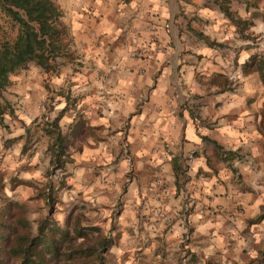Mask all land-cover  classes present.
<instances>
[{
  "label": "crops",
  "instance_id": "0c3cea01",
  "mask_svg": "<svg viewBox=\"0 0 264 264\" xmlns=\"http://www.w3.org/2000/svg\"><path fill=\"white\" fill-rule=\"evenodd\" d=\"M52 1L54 70L29 65L0 93V212L21 204L32 229L38 177L60 227L108 240L105 264H264V0L231 3L242 30L194 14L201 0Z\"/></svg>",
  "mask_w": 264,
  "mask_h": 264
},
{
  "label": "trees",
  "instance_id": "16d2710c",
  "mask_svg": "<svg viewBox=\"0 0 264 264\" xmlns=\"http://www.w3.org/2000/svg\"><path fill=\"white\" fill-rule=\"evenodd\" d=\"M227 21L242 30L248 23L235 17L230 5L235 0H208ZM0 11L17 26L12 41H0V93L9 84L11 73L34 65L44 72L53 71V59L59 49L63 30L61 16L52 0H0ZM201 39L202 36L199 35ZM51 152V174L63 167L65 136L54 123ZM43 199L46 216L36 222L33 232L24 206L3 203L0 212V264H105L108 240L95 227L80 226L77 217H67L63 227L53 219L56 202L51 183L36 194Z\"/></svg>",
  "mask_w": 264,
  "mask_h": 264
},
{
  "label": "rangeland",
  "instance_id": "374dc122",
  "mask_svg": "<svg viewBox=\"0 0 264 264\" xmlns=\"http://www.w3.org/2000/svg\"><path fill=\"white\" fill-rule=\"evenodd\" d=\"M182 4H180L183 8L182 11H185V7L183 4L189 5L188 0H179ZM191 5V4H190ZM233 5V4H232ZM184 9V10H183ZM193 13H199L206 12V13H213L214 10H216V7L208 0H201V2H198V4H194L192 6ZM179 12H181L180 8L178 9ZM209 15V14H208ZM195 15L190 16L189 18H194ZM199 25L198 23H195ZM207 26V25H206ZM17 34V26L12 23L1 11H0V41H12ZM36 177L32 180V195L36 196V194L39 192V188H43V184L45 183V180H42L40 178ZM54 180V179H51ZM30 192V191H29ZM28 192V196L30 198V194ZM34 196L33 199L29 200L27 202V216L29 219H32V231H35L36 222L41 220L43 216L46 215V209L43 207V201L41 199H36ZM59 212L57 207H55V211L52 215V219L59 224Z\"/></svg>",
  "mask_w": 264,
  "mask_h": 264
},
{
  "label": "built area",
  "instance_id": "2783aa9c",
  "mask_svg": "<svg viewBox=\"0 0 264 264\" xmlns=\"http://www.w3.org/2000/svg\"><path fill=\"white\" fill-rule=\"evenodd\" d=\"M167 151H168V150H167V148H166V146H165V152H167ZM192 158H193V153H190V154L187 156V158H186V160H185V163H189V162L192 160ZM161 219H162L165 223L169 222V219H168L166 216H162Z\"/></svg>",
  "mask_w": 264,
  "mask_h": 264
}]
</instances>
